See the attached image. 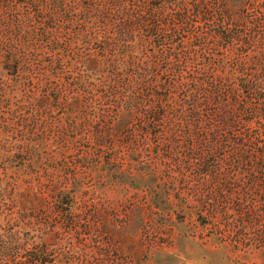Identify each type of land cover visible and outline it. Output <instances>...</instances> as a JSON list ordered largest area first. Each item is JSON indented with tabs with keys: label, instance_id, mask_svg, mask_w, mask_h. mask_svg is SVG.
<instances>
[{
	"label": "rangeland",
	"instance_id": "rangeland-1",
	"mask_svg": "<svg viewBox=\"0 0 264 264\" xmlns=\"http://www.w3.org/2000/svg\"><path fill=\"white\" fill-rule=\"evenodd\" d=\"M62 2L0 3V264H264V0Z\"/></svg>",
	"mask_w": 264,
	"mask_h": 264
},
{
	"label": "trees",
	"instance_id": "trees-1",
	"mask_svg": "<svg viewBox=\"0 0 264 264\" xmlns=\"http://www.w3.org/2000/svg\"><path fill=\"white\" fill-rule=\"evenodd\" d=\"M111 2H118V1H123V0H109ZM7 2H11L14 6L16 4H22L24 5L27 10L30 8H35L36 11L38 12L35 17L38 19L43 18V17H58V9H61V12L63 11V2L62 0H0V3L6 4ZM85 2H90V3H95L96 0H85ZM43 6H48L49 10L47 12L42 11ZM34 9V10H35ZM64 14V13H63ZM20 13H17L14 17L18 18ZM22 17L25 18L26 20H29L31 18L29 11L22 13ZM11 162V158L7 156V154H1L0 155V163L3 164V167H6V165ZM2 236L0 235V239ZM2 241V240H0ZM3 243V241H2Z\"/></svg>",
	"mask_w": 264,
	"mask_h": 264
}]
</instances>
